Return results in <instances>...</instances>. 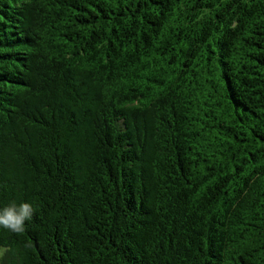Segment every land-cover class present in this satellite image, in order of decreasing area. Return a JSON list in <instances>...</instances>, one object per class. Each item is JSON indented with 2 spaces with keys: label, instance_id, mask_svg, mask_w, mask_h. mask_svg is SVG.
I'll list each match as a JSON object with an SVG mask.
<instances>
[{
  "label": "trees",
  "instance_id": "trees-1",
  "mask_svg": "<svg viewBox=\"0 0 264 264\" xmlns=\"http://www.w3.org/2000/svg\"><path fill=\"white\" fill-rule=\"evenodd\" d=\"M0 264H264V0H0Z\"/></svg>",
  "mask_w": 264,
  "mask_h": 264
},
{
  "label": "clouds",
  "instance_id": "clouds-1",
  "mask_svg": "<svg viewBox=\"0 0 264 264\" xmlns=\"http://www.w3.org/2000/svg\"><path fill=\"white\" fill-rule=\"evenodd\" d=\"M33 214L34 208L31 203L23 202L17 205L13 202L0 209V227L14 233H23L25 222L31 220Z\"/></svg>",
  "mask_w": 264,
  "mask_h": 264
}]
</instances>
